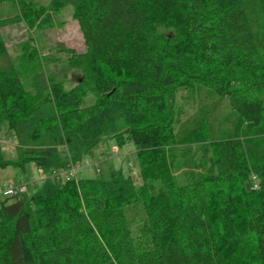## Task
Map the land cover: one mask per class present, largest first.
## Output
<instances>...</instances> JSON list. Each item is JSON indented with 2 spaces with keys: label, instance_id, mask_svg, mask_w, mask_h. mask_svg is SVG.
Wrapping results in <instances>:
<instances>
[{
  "label": "trees",
  "instance_id": "trees-1",
  "mask_svg": "<svg viewBox=\"0 0 264 264\" xmlns=\"http://www.w3.org/2000/svg\"><path fill=\"white\" fill-rule=\"evenodd\" d=\"M71 4L85 49L62 47L74 85L44 83L8 52L0 19V127L15 158L45 174L131 140L142 183L109 166L93 178L47 177L0 204V264H264V0H50ZM18 6L32 25L36 10ZM36 69H39L37 64ZM28 86H27V85ZM203 85L235 114L226 138L208 118L178 132L179 90ZM206 144L211 170L177 178L180 145ZM106 154L105 152H103ZM139 203L134 233L126 207Z\"/></svg>",
  "mask_w": 264,
  "mask_h": 264
},
{
  "label": "rangeland",
  "instance_id": "rangeland-1",
  "mask_svg": "<svg viewBox=\"0 0 264 264\" xmlns=\"http://www.w3.org/2000/svg\"><path fill=\"white\" fill-rule=\"evenodd\" d=\"M27 7L36 10V15L32 25H29L21 16L18 6H0V19L15 17L18 22L5 26L1 29L2 37L7 46L8 52L18 62L30 61L33 63L31 76L36 71L42 70L44 83L50 77L55 81L63 83L69 88L75 84L80 72L77 70H66L65 54L62 47L73 48L76 51L85 49L84 39L79 30L76 20L73 18L71 4L59 5L50 0H26ZM37 64L39 69H36ZM27 85V84H26ZM28 86V85H27ZM175 111L177 112L176 128L178 132L197 124L206 116L212 138H226L230 134V126L235 118L234 112L228 107L225 100H218L212 89L197 84L192 90H179L175 98ZM10 130L6 123L0 127V143L3 155L6 159L15 158V149L10 141ZM115 143L110 141L108 147H100V152H105L108 159L104 162L100 156V170L102 173L108 171L109 166L120 169L125 175H130L137 185L142 183L139 161L135 152V146L131 140L119 145L117 154L111 153V147ZM99 153V152H98ZM177 157L180 161V169L171 170L177 178L195 179L198 175L211 170V156L206 144L180 145L177 150ZM92 160L96 161L95 158ZM27 174L35 182L26 184L20 191V197L27 199L42 184L37 180L36 166L32 163L26 165ZM19 172L13 166L0 167V184L15 182L19 177ZM96 172L82 168L78 178H93ZM7 196L0 194V204ZM126 218L134 233L138 232L142 219V209L139 203L126 207Z\"/></svg>",
  "mask_w": 264,
  "mask_h": 264
},
{
  "label": "built area",
  "instance_id": "built-area-1",
  "mask_svg": "<svg viewBox=\"0 0 264 264\" xmlns=\"http://www.w3.org/2000/svg\"><path fill=\"white\" fill-rule=\"evenodd\" d=\"M119 151V146L114 145L111 147V153L117 154ZM108 159L107 154H104L103 161L105 162ZM100 160V162H103ZM100 162L98 160L94 161L90 158H84L82 161L78 163H71L69 167L62 169V170H53L50 174H45L41 168H37V180H44L47 177H57L62 179L63 181L66 180H77L79 172L82 168H85L91 172L95 171L98 173L100 171ZM35 179V178H34ZM33 178H31L30 182H35ZM27 182H7L0 184V194L6 196H12L18 193V191H22L25 187Z\"/></svg>",
  "mask_w": 264,
  "mask_h": 264
},
{
  "label": "crops",
  "instance_id": "crops-1",
  "mask_svg": "<svg viewBox=\"0 0 264 264\" xmlns=\"http://www.w3.org/2000/svg\"><path fill=\"white\" fill-rule=\"evenodd\" d=\"M99 150H100V149H99ZM99 150H97L96 155H95V157H94L96 160H99V159H100V156H102V153H103V152H100ZM98 152H99V153H98ZM103 154H104V153H103ZM100 160H101V159H100ZM20 178H21V177H18L17 180H19ZM17 180H16V181H17ZM16 181H15V182H16Z\"/></svg>",
  "mask_w": 264,
  "mask_h": 264
}]
</instances>
